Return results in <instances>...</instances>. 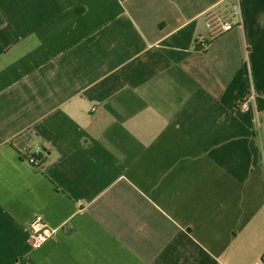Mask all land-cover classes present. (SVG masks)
I'll use <instances>...</instances> for the list:
<instances>
[{
    "label": "crops",
    "instance_id": "crops-1",
    "mask_svg": "<svg viewBox=\"0 0 264 264\" xmlns=\"http://www.w3.org/2000/svg\"><path fill=\"white\" fill-rule=\"evenodd\" d=\"M0 264H264V0H0Z\"/></svg>",
    "mask_w": 264,
    "mask_h": 264
},
{
    "label": "built area",
    "instance_id": "built-area-1",
    "mask_svg": "<svg viewBox=\"0 0 264 264\" xmlns=\"http://www.w3.org/2000/svg\"><path fill=\"white\" fill-rule=\"evenodd\" d=\"M124 2L125 0H121ZM226 2L227 0H220ZM206 27L209 30L212 38H217L223 34H226L236 27L241 25L237 18H231L215 13L210 10L205 13ZM209 45V41L205 38H200L195 49L205 50ZM254 98L253 95H249L243 99L239 104V109L243 111H249L251 109V100ZM23 155L27 161V164L31 168H40L43 164L42 149L39 148H24ZM30 229V243L34 248L43 246L49 238H51L55 232V229L48 227L42 216H36L29 224Z\"/></svg>",
    "mask_w": 264,
    "mask_h": 264
}]
</instances>
